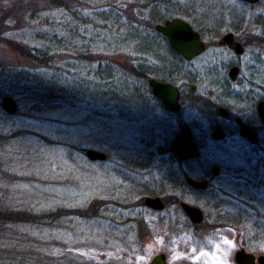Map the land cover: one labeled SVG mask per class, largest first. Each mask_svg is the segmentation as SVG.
<instances>
[{
  "label": "rangeland",
  "instance_id": "374dc122",
  "mask_svg": "<svg viewBox=\"0 0 264 264\" xmlns=\"http://www.w3.org/2000/svg\"><path fill=\"white\" fill-rule=\"evenodd\" d=\"M34 1H22L16 7L20 18L17 26L11 16L4 20L5 26L0 23V67L5 71L24 69L26 46H42L35 38L38 31L46 28L39 27L36 20L28 17L30 10L26 11L36 5ZM74 1L69 5L76 15L80 11L88 13L85 26L76 23L75 36L62 33L63 24L69 19L58 10H43L37 16L46 18L45 24L53 25L48 31L56 28L55 32L65 37V41L62 38L53 47V71L60 84L65 82L74 91L79 83H100L95 72L101 64L103 76L109 69L113 77L101 81L103 89L111 84L113 95L125 97L124 94L130 95L132 85L128 84L131 78L128 72L137 58L145 61V67H152L156 72L153 78L162 77V59L146 58L138 50L145 46L154 49V43L141 39L138 44L119 26V21L122 24L126 21L122 14L128 5L126 0H92L87 4L83 0ZM159 8L167 21L185 17L210 35L218 27L216 21L222 27H226L225 22L239 26L237 19L243 15L248 20L244 29L256 31L249 21L264 14V0L249 8L240 6L236 0H171ZM145 15L142 14L144 22ZM254 37L250 41L255 42ZM161 44L165 62H175L165 44L156 40V45ZM84 45L86 51L82 49ZM206 62L198 61L187 71L203 69ZM252 63L249 62L252 69H244L235 85L225 86L204 77L191 82L196 86L192 98H187L183 73L168 77L175 85H185L180 113L173 117L163 115L150 100L124 106L116 99L112 104L128 110V115L123 113L119 117L117 111H108L89 94L78 96L76 101L63 104L58 110L32 115L29 104L22 100L23 94L1 72L0 94L13 98L18 112L7 116L0 107V201L17 211L59 215L51 229L30 228L33 232L30 235H40L45 242L54 244L52 250L57 256L66 254L75 264H148L159 252L165 255L167 264H234L240 240L250 251L264 253V155L258 171L239 156L245 148L243 144H232L229 140L220 145L209 142V131L216 121L213 103L227 104L232 107L231 115L257 125L250 106L253 98L264 97V61L260 65ZM34 70L37 72L38 68ZM232 94L247 100L237 104L235 99H230ZM228 122L224 124L231 129ZM182 123L189 126L195 137L200 161L219 168L220 177L212 183H217L232 199L213 200L209 192L189 193L183 183L179 186L174 180L164 178L169 171L180 177L183 173L191 178L204 176L200 165L177 164L170 157L156 153L157 148L169 147ZM236 136L233 134L231 138ZM260 137L259 146L264 153V130ZM88 149L106 154L107 160L89 162L85 157ZM229 171L248 176V183L234 186L225 182ZM253 173H258L260 178L251 179ZM205 176L212 185L210 176ZM145 197L164 199V212L146 208ZM234 197L238 199L233 200ZM178 200L202 211L204 223L200 229L192 228L178 207ZM236 213L238 218L233 217ZM222 216L230 219L220 220ZM131 219L136 221L133 227H130ZM138 225L142 231H137Z\"/></svg>",
  "mask_w": 264,
  "mask_h": 264
},
{
  "label": "trees",
  "instance_id": "16d2710c",
  "mask_svg": "<svg viewBox=\"0 0 264 264\" xmlns=\"http://www.w3.org/2000/svg\"><path fill=\"white\" fill-rule=\"evenodd\" d=\"M22 1L25 0H0V23L5 26V21L11 16V18L14 19V24L16 23L17 26V21H20V18L17 15L16 7L19 6ZM83 1L87 4L92 0ZM129 1L130 0H126L128 5H126V7L122 10V14L126 18L125 24L120 23L118 20L119 26L124 29L127 36L135 39L138 44H140L141 39L142 41L147 40L146 42L148 44L154 43V49L147 48V46H145V49L139 48L138 50L142 53V55L145 54L146 58L160 57L159 59L163 60L164 45L161 44L159 47V45H156V40L164 44L165 39L162 35L154 31V25L164 23V21H166L167 17L160 14L159 7L163 4L170 3L171 0ZM74 2V0L34 1L36 5L33 4V7L28 8L26 11L30 10V12H27L28 17L34 21L36 20L35 22H37L39 27L44 29L46 28L44 31H38L35 38V42H40L42 46H26V50L24 51V59L27 60V65H25L26 69L12 68L5 71L3 67H0V73H6L9 84L20 90V93L23 94L22 100L29 104V110L32 115L58 110L61 105L70 103L73 100L76 101L78 96L81 98L84 94L93 95L92 99L98 100L110 112L117 111L119 117L124 114L128 115L127 108L122 109L112 103L114 100L119 99L123 102L124 106H134L133 104H137V102L134 101V95L132 92L136 91L143 95L142 91L145 92V90L142 86L134 87V84L145 83L142 81V78H139L140 75H153V73H156L152 67H145L147 64H145V61L143 62V59L140 60L137 58L136 64L130 68L128 73H130L129 76H131V78L129 80L130 83L128 84L132 83L131 92L130 95L124 94L125 97L121 98H117L116 95H113L114 93L110 90L111 84L109 88L103 89L104 83L102 82L110 80V78L112 79L113 77H111L112 73L109 69H106L107 72H105V75L103 76L101 73V64L98 65L99 67L95 72V77L100 78L102 82L99 81L100 83H94V81H90L83 85L79 83V85L75 87L74 91H72L70 89L71 87H68L65 82L60 84L58 81L59 79L55 77L56 72L53 71L55 69L53 65L55 55L53 52L55 51L53 50V47H55V44L62 38L63 41H65V37H60L55 32L56 28H51L54 29V32H52L51 29L48 31L47 28H50L53 25L51 24L50 26L45 24L46 18L43 19L37 16L39 13L43 14V10H58L69 19L67 23L63 24L62 33L75 36L77 33L76 23L78 22L82 26H85L88 13L80 11V14L76 15V13L70 9L69 5ZM28 7H30V5H28ZM144 13H146L145 22L144 19L142 20V18H144L142 17V14ZM111 14L113 13L110 12V15ZM114 16H116V14H114ZM89 18L92 19V17ZM90 19L88 23L90 22ZM140 24L144 25L143 28L140 27ZM60 27L62 28V25ZM80 29L81 27H78V30ZM82 49L86 51L85 45L82 46ZM158 53H161L162 56L161 54L158 55ZM37 68L38 71L36 72L34 69ZM40 70H43V72L38 73ZM134 76L138 77L134 79ZM104 77L106 78L104 79ZM15 94H17L16 91ZM2 96L4 97V94H0V99L3 98ZM147 98L148 97H146V99ZM114 107H117V109H114ZM166 156L175 161L171 155ZM177 164L180 163L178 162ZM182 176V174L180 177L179 175L169 171L168 174L164 175V178L170 181L174 180L175 183H178V185L181 186L183 183ZM58 217L59 215L54 217L52 214H35L26 210L17 211L16 209L14 210L13 207H10L0 201V264H75L70 257H67L66 254L57 256L56 252L52 250L54 244L45 242L40 238V235L37 237L30 235L33 233L30 228L41 227L44 229H51V226L54 221L58 219ZM130 223V227L136 225V221L134 219H131ZM138 230L142 231L140 225L137 226V231ZM146 234L147 233H143L144 237L147 236Z\"/></svg>",
  "mask_w": 264,
  "mask_h": 264
},
{
  "label": "flooded vegetation",
  "instance_id": "af4514ba",
  "mask_svg": "<svg viewBox=\"0 0 264 264\" xmlns=\"http://www.w3.org/2000/svg\"><path fill=\"white\" fill-rule=\"evenodd\" d=\"M236 1L240 6L249 8V7L257 6L262 0H260L256 4H249V3L243 2L241 0H236ZM184 10L185 9H182L180 11H182L185 14L184 16H187V13H185ZM226 14L229 15L228 10L226 11ZM219 16L225 17L226 15H224L223 13H219ZM176 18H178V17H176ZM180 19H182V18H180ZM182 20L186 21L191 26L192 30L198 33L200 40L204 46L203 51L200 52L199 54L193 56L190 59H186L183 56H181L180 54H178L176 51H174L170 47V44L168 43L167 39L164 36H162L165 39L164 44H165L166 48L168 49L167 52L175 60V62L171 61V63L169 62V64H167L164 59L162 60L161 71H162L163 75L160 79L153 78L152 75H144V74L140 75L139 78H142V81H144L145 83L144 84H142V83L134 84V87L142 86L144 88L145 92L142 91L143 95H141V93L136 92V91L132 92V94L134 95V101L135 102L141 103L142 101H149L150 100L151 102H153L155 104V107L157 106L162 111L163 115H164V113H166L167 115H171L172 117L177 116L180 113L181 103H182V100L185 98L183 95V87H185V85L187 88V90H186L187 96H188L187 98H189V97L192 98L194 96V94H195L194 91L196 89V86L194 84H191V82H193L199 78L201 79L204 77V78L208 79V81L222 82L223 85H225V86H229V85L231 86L232 84L235 85L239 82V79L241 78L242 74L245 71L244 69H246L247 67H249L248 69H250V68L252 69L253 65L249 64L250 61H252L253 63L256 62V65H260L264 61V14H258V16L254 17L253 20L251 19L249 21V22H251L252 27L255 26L257 28L256 31L255 30H251V31L247 30L246 31L244 29L243 26L248 24V20L243 15V17H240L239 19H237L238 23H240L239 26L238 25L236 26L233 23L231 25H228L224 21L226 27H222L223 25L220 22L216 21V23H219L218 27L217 28L214 27V31L210 35L205 34L204 32H202V30H200V28L195 27L192 23L193 20L192 21L186 20L185 17ZM166 21H164V22H166ZM244 30H245V32H244ZM254 35H256V36L254 37ZM225 36H230L229 40H231L230 42L233 44V46L230 45L228 42H224V41L222 42V39ZM253 37L256 39L255 42L250 41V39ZM204 57H207V58L209 57V60L204 59ZM198 61H202V62L207 61L205 63L207 66H204L203 69H201V68L200 69H194V70H190L188 72L187 69H189V67H191L193 64L195 65V63ZM234 68L236 69V74H235V78L232 79L230 76V71ZM177 72H181L178 75H181L182 73L185 75V77H183V79L187 82V84H185L183 87L175 85L173 82H171L170 79H167L168 77L169 78L172 77L173 74L177 75ZM178 75H177V77H178ZM137 77L138 76H134V79H136ZM150 79H154V80H156L158 82H162V83H169V84L173 85L174 87H176V89L178 90V103L180 106V109L177 113H171V112L166 111L164 109V106L162 105V103L152 95L151 88L149 86V80ZM191 87L194 88L193 92H190ZM223 88H226V87H223ZM226 89H224V91H226ZM146 97H148V98L146 99ZM230 99H232V100L235 99V103H237V104L238 103L242 104V102H244L245 99L247 100V98H243V97L241 98V97H239V95L234 96V94H232ZM262 101H264V97L257 96L256 98H253V101H252L253 104H251V106H250V108L252 109V113H253L252 114L253 115V121H255L257 123V125H254L253 123H250V122H245L239 116H236L233 114L231 115V112H230V111H232L230 109V108H232L231 106H228L227 104H223L220 102L213 103V105H212L213 106V108H212L213 112L212 113L214 114L216 121L211 126L210 131H209V142L212 145L224 144L228 140L231 141L232 144L233 143H235V144L238 143V145H240V143L243 144L245 148L242 149V153L239 156L243 157L245 162H251V168H254L255 170H258V171L261 170L259 167V162L262 160V156L264 155V153H262L263 149L259 146V143L261 141L260 135L264 130V122H262L261 117L258 114V104ZM219 107H222L228 111L226 117L222 116L221 114L216 113V109ZM236 119H239L242 124H244L246 127H248L256 135V142L255 143L252 142L253 139L249 140V139H246L240 135L239 126L236 123ZM229 120H230V122H228V123H230L231 129L229 128V126H226V124H224V121L227 122ZM182 125H187V124H183V123L180 124L179 129ZM215 126L221 127V129L224 133L223 139L216 141V140H213L211 138L212 131H213V128ZM178 132H179V130H178ZM191 134H192V131H191ZM233 134H235L237 136L231 138ZM192 137L194 140V144L196 146L195 137L193 136V134H192ZM160 148L164 149V147H160ZM198 153H199V150H198ZM166 155H171V154H166ZM166 155L162 154L159 156L164 157ZM200 156L201 155L199 153V156L197 158L191 159V160H185L182 162L183 163H189V164H196V165L201 166V167L200 166L199 167L203 170L204 176L198 177V178H192V179L197 180V181L205 180L208 184L207 188L205 190H195V189L187 186L185 183V178L189 177V176L187 174L183 173L182 178H183V183L185 185L186 190L189 193L192 192V193L197 194V195H202L204 193L209 192V196L213 200H218V198H221V197H227L228 199H232V196H230L228 193L224 192L222 190V188L217 185V183L215 185L212 183L215 180L218 181V179L220 177L219 168L214 164H211V163L208 164L206 161L205 162L200 161L202 159V158H200ZM182 162H179V163H182ZM212 168H216L217 170L215 172H213ZM262 169H264V159L262 160ZM232 171H229V173L227 174L225 182L229 181L234 186L241 185L242 183L243 184L248 183V181H249L248 176H244L242 174H234ZM206 174H208L210 176L212 185L210 184V180H208L207 177L205 176ZM255 178H260L258 173L252 174L251 179H255ZM237 199H238L237 197L233 198V200H237ZM161 200H162V203L166 206L164 199H161ZM178 202H179V200L177 201V205H178ZM217 207H219V206H217ZM150 211H152V210H150ZM181 211L183 212L182 209H181ZM152 212H155V211H152ZM161 212H164V209ZM183 214L185 215L184 212H183ZM229 217H231V216H229ZM233 217L238 218L239 217L238 213H236ZM240 217H242L241 214H240ZM186 218L188 219L189 223L191 224L189 218L187 216H186ZM227 219H230V218L225 216L220 220H227ZM203 223H204V215L202 213V222L198 226H193L192 224H191V226L194 229H200L201 226L203 225ZM237 244H238V246L236 247V249H237L236 252L240 249H243L246 253H249V254H252L253 256H255L256 260L259 257H264V253H255L253 251H250L247 248L246 243L242 240H240V242H238ZM234 256H235V254H234ZM233 262H234V257H233ZM166 263H167V261H166ZM257 264H259V263L257 262Z\"/></svg>",
  "mask_w": 264,
  "mask_h": 264
},
{
  "label": "water",
  "instance_id": "95a60500",
  "mask_svg": "<svg viewBox=\"0 0 264 264\" xmlns=\"http://www.w3.org/2000/svg\"><path fill=\"white\" fill-rule=\"evenodd\" d=\"M241 1L249 4H256L260 0ZM154 31L164 36L170 44V47L186 59H190L203 51L204 46L198 33L193 31L191 26L180 18H173L162 24H156L154 25ZM229 39L230 36H225L222 39V42H228L233 46ZM235 74L236 69L234 68L230 71L232 79L235 78ZM149 86L152 95L162 103L166 111L171 113H177L179 111L180 106L178 103V90L176 87L169 83L158 82L154 79L149 80ZM193 91L194 88L191 87L190 92ZM0 107L7 116H14L18 112L17 103L9 96L1 98ZM216 113L226 117L228 111L219 107L216 109ZM258 114L261 117L262 122H264V101L258 104ZM236 123L239 126L240 135L249 140L253 139L252 142L255 143L256 135L248 127L242 124L239 119H236ZM211 138L216 141L224 138V133L220 126H215L213 128ZM156 152L158 155L171 154L173 159L178 162L195 159L199 156L191 131L187 125H182L180 127L177 136L168 148H158ZM85 157L89 162H105L107 160L106 154L90 149L85 151ZM212 170L215 172L217 169L212 168ZM185 183L187 186L195 190H205L208 185L205 180L197 181L190 177L185 178ZM143 205L153 211H162L165 209V205L159 197H145ZM178 206L183 210L193 226H198L202 222V212L199 208L191 206L183 201H179ZM257 262L259 264H264V257H259L256 260L255 256L246 253L243 249H240L235 253V264H257ZM148 264H167L166 257L163 253L159 252L150 259Z\"/></svg>",
  "mask_w": 264,
  "mask_h": 264
}]
</instances>
